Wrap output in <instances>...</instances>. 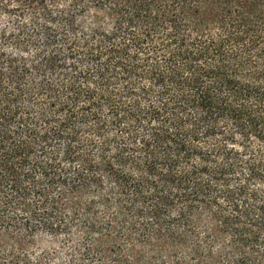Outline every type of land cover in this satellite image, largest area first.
Segmentation results:
<instances>
[{
	"label": "trees",
	"instance_id": "16d2710c",
	"mask_svg": "<svg viewBox=\"0 0 264 264\" xmlns=\"http://www.w3.org/2000/svg\"><path fill=\"white\" fill-rule=\"evenodd\" d=\"M0 264H264V0H0Z\"/></svg>",
	"mask_w": 264,
	"mask_h": 264
}]
</instances>
